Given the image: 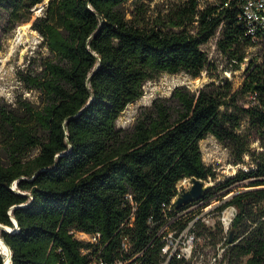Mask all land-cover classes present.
<instances>
[{"label":"trees","instance_id":"obj_1","mask_svg":"<svg viewBox=\"0 0 264 264\" xmlns=\"http://www.w3.org/2000/svg\"><path fill=\"white\" fill-rule=\"evenodd\" d=\"M127 1L49 0L32 20L44 0H0L3 27L32 22L56 57L42 73L22 78L41 93L40 105L0 99V224L13 229L0 235L11 264H161V226L176 218L181 231L200 212L191 207L213 198L212 184L198 201L175 206L183 179L215 178L200 140L212 135L242 145L244 119L264 136V51L245 71L240 93L250 95L247 106L229 84L177 86L176 117L156 98L130 132L117 128L148 80L161 73L198 77L207 63L202 46L216 34L218 49L236 67L245 47L264 42V29L247 33L243 0H188L169 19L176 31L131 24L120 10ZM248 178L255 181L219 206L236 208L230 229L238 234L226 238L224 249L228 264L242 257L244 264H264V161L216 189ZM199 227L205 226L198 220L195 240L204 234ZM76 232L98 236L79 239ZM196 255L195 249L189 259L167 264H192Z\"/></svg>","mask_w":264,"mask_h":264},{"label":"rangeland","instance_id":"obj_2","mask_svg":"<svg viewBox=\"0 0 264 264\" xmlns=\"http://www.w3.org/2000/svg\"><path fill=\"white\" fill-rule=\"evenodd\" d=\"M46 1L44 0V3ZM187 1L128 0L121 5L120 10L131 24H143L149 27L162 28L165 31H176L175 27H168L169 19L176 12V9ZM198 1L200 5H203L213 0ZM42 5L43 3L33 9L32 20L43 14ZM1 22L3 21H0V99L12 102L21 97L35 105H40L41 93L36 89H30L22 81V78L31 72L42 73L45 63L51 60L55 61L56 57L48 50L39 32L31 27L32 22L22 23L15 28H4ZM22 26L26 28V34L20 39L19 33ZM217 39L218 34L202 46L207 56V63L198 77H192L185 72L161 73L148 80L143 85V95L129 103L120 113L116 121L117 128L130 132L141 109L151 107L156 98L164 100L172 116L176 117L179 104L173 98L172 92L177 86H184L190 91H196L209 82L216 85L229 84L231 93L237 94L238 104L247 106L251 97L240 93V89L249 61L260 58L264 51V42L257 41L254 45L245 47L244 60L236 67L235 63L220 52L217 47ZM238 133L241 136L239 141L243 143L242 145H236L231 140L220 141L212 135L206 136L199 142L202 160L214 172L215 178L209 177L205 180V182L213 184L210 189L213 192V198L202 205L208 208H204L203 211L206 212L203 222L205 227H199V230L204 234L193 243L192 254L196 249L197 255L192 264H228V261L223 258L226 252L224 249L227 247L226 238L229 239L230 236L233 237V235L238 234V229L231 230V223L224 226L221 220L227 216L232 221L236 214V208L228 206L220 209L219 206L223 201L228 200L232 194L246 189V185L255 181V178L236 182L221 190H217L216 187L240 171L249 172L255 169L257 162L264 161V136L257 132L247 119L242 121ZM241 149H247V151L241 154ZM180 183L184 189L191 187L189 179L182 180ZM261 206L264 207V203ZM259 221H262L264 226V218ZM243 224L249 225L250 222ZM256 224L250 226L249 230L254 228ZM218 226L222 229L221 231L217 229ZM230 230L232 234H230ZM74 236L79 239H87L81 232L74 233ZM245 260L246 257H242L237 260V263L244 264Z\"/></svg>","mask_w":264,"mask_h":264},{"label":"built area","instance_id":"obj_3","mask_svg":"<svg viewBox=\"0 0 264 264\" xmlns=\"http://www.w3.org/2000/svg\"><path fill=\"white\" fill-rule=\"evenodd\" d=\"M242 15L241 18L246 24V29L248 34H255L257 30L264 29V0H243L241 4ZM187 180V179H183ZM190 180V179H189ZM184 188L181 186V183L178 184V191L182 192ZM200 206V207H199ZM204 206L201 208V203L193 205L192 209L200 208V212L196 215V217L191 220L187 226L181 231H176V227L173 226L176 218H169L166 223H164L160 230L159 236L161 237L162 247L160 250L161 256L163 257V261L161 264H167L169 259L172 257L175 258H184L189 259L192 255V247L195 241L194 232L191 230L194 223L196 221L204 222L205 213ZM226 221H229L226 223ZM224 226L229 225L231 223V219H228L227 216L223 217L221 220ZM83 234V233H82ZM85 235V234H84ZM87 239L91 241H95L98 234L96 236L85 235ZM126 246V244H125ZM126 248V247H125ZM103 263V262H101ZM110 264H125L121 260H115Z\"/></svg>","mask_w":264,"mask_h":264},{"label":"water","instance_id":"obj_4","mask_svg":"<svg viewBox=\"0 0 264 264\" xmlns=\"http://www.w3.org/2000/svg\"><path fill=\"white\" fill-rule=\"evenodd\" d=\"M49 0H47L45 3L43 2V5H45ZM42 5V7H43ZM39 6V5H38ZM36 6V7H38ZM191 181V187L189 189H184L182 190V192L179 193V195L177 196L176 200H175V206L179 207L183 204H187L193 201H198L199 199H201L203 197V195L205 194V192L212 186V183H207L204 182L200 179H197L195 177H192L190 179ZM13 223L16 225V220L14 218H12ZM0 228L2 229V231L5 232H9L7 229V226H4L2 224H0ZM229 241H231V239H229ZM9 249V247H8ZM9 260H10V264H11V251L9 249ZM3 264H6V261L4 259Z\"/></svg>","mask_w":264,"mask_h":264},{"label":"bare ground","instance_id":"obj_5","mask_svg":"<svg viewBox=\"0 0 264 264\" xmlns=\"http://www.w3.org/2000/svg\"><path fill=\"white\" fill-rule=\"evenodd\" d=\"M25 27L24 26H22L21 28H20V33H19V37H20V39H22L23 38V35L24 34H26L25 33ZM19 40V39H18ZM229 221H226V223H228ZM1 228H0V232H1ZM8 231H13V229L12 228H9L8 227V229H7ZM8 245L4 242V240L2 239V237H1V235H0V253L2 254V255H4V259H5V261H6V264H10V260H9V249H8Z\"/></svg>","mask_w":264,"mask_h":264}]
</instances>
